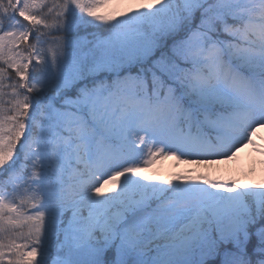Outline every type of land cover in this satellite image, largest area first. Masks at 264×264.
I'll return each mask as SVG.
<instances>
[{
	"label": "snow or ice",
	"instance_id": "1",
	"mask_svg": "<svg viewBox=\"0 0 264 264\" xmlns=\"http://www.w3.org/2000/svg\"><path fill=\"white\" fill-rule=\"evenodd\" d=\"M111 3L0 0V264H264V183L141 170L254 143L264 0Z\"/></svg>",
	"mask_w": 264,
	"mask_h": 264
},
{
	"label": "rangeland",
	"instance_id": "2",
	"mask_svg": "<svg viewBox=\"0 0 264 264\" xmlns=\"http://www.w3.org/2000/svg\"><path fill=\"white\" fill-rule=\"evenodd\" d=\"M252 139L254 143L239 146L232 158H209L207 163H196V160L202 158H178L177 155H169L168 159L158 166L161 168L160 172L165 174L167 179H174L178 175H191L213 180H235L242 185L246 178H257L264 164L263 152L261 151V142H264V126L256 129ZM237 169L245 178H241L232 172Z\"/></svg>",
	"mask_w": 264,
	"mask_h": 264
},
{
	"label": "trees",
	"instance_id": "3",
	"mask_svg": "<svg viewBox=\"0 0 264 264\" xmlns=\"http://www.w3.org/2000/svg\"><path fill=\"white\" fill-rule=\"evenodd\" d=\"M148 0H112L111 6L105 11H126L129 7H136L141 3H147ZM264 149V147H263ZM146 176H152L157 178L158 180H165L164 175L160 172V168H147L146 170H142ZM233 173L238 176H242L241 172L235 170ZM264 183V165L260 169L257 178H251L249 182L245 185H255ZM112 185H105V188H111Z\"/></svg>",
	"mask_w": 264,
	"mask_h": 264
}]
</instances>
